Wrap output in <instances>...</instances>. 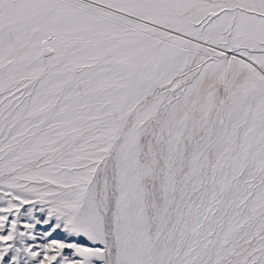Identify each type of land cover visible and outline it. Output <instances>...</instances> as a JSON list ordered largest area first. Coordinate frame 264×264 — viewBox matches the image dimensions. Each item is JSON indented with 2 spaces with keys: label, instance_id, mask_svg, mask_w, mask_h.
I'll return each mask as SVG.
<instances>
[{
  "label": "snow or ice",
  "instance_id": "6c2138e0",
  "mask_svg": "<svg viewBox=\"0 0 264 264\" xmlns=\"http://www.w3.org/2000/svg\"><path fill=\"white\" fill-rule=\"evenodd\" d=\"M0 264H264V0H0Z\"/></svg>",
  "mask_w": 264,
  "mask_h": 264
}]
</instances>
